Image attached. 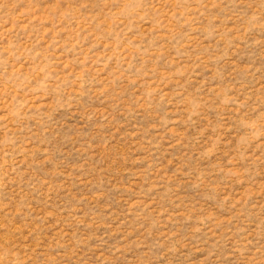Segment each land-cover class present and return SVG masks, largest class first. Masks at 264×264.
<instances>
[{"label":"rangeland","instance_id":"1","mask_svg":"<svg viewBox=\"0 0 264 264\" xmlns=\"http://www.w3.org/2000/svg\"><path fill=\"white\" fill-rule=\"evenodd\" d=\"M0 264H264V0H0Z\"/></svg>","mask_w":264,"mask_h":264}]
</instances>
